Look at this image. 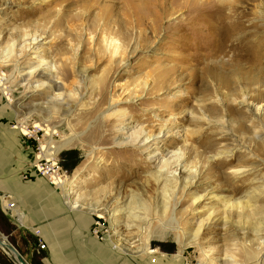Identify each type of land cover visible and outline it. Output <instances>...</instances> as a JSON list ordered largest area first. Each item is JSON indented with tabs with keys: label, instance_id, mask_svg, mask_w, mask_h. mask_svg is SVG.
<instances>
[{
	"label": "rangeland",
	"instance_id": "374dc122",
	"mask_svg": "<svg viewBox=\"0 0 264 264\" xmlns=\"http://www.w3.org/2000/svg\"><path fill=\"white\" fill-rule=\"evenodd\" d=\"M8 1L0 0V54L12 44V57L1 64L0 75L10 76L11 101H5L14 113L12 125L24 121L31 131L24 136L35 151L50 139L40 130L46 125L57 144L74 138L54 159L64 174L61 181L77 191L73 198L80 195L83 204L98 208L91 213V235L137 263L244 264L256 254L264 261V249L249 245L254 230L264 237V159L254 156L264 141V114L239 103L264 94V0L239 2L250 13L246 40L261 53L253 61H235L230 53L206 57L214 41L195 23L179 29L193 15L188 10L195 0H130V12L123 10L125 0ZM192 28L195 36L189 37ZM109 31L131 50L137 46L123 64L105 40ZM198 44L205 48L193 50ZM14 61L21 73L37 69L28 83L13 75ZM52 81L59 88L50 87ZM112 87L139 96L109 106ZM31 106L36 114L26 118ZM120 110L130 122L123 131L108 115ZM161 125L147 150L138 147L137 128L156 133ZM177 153L184 154L182 163L197 168L195 176L175 163L167 170L176 168V174L159 173L158 165ZM241 165L245 171L233 172ZM188 179L193 182L183 189ZM51 185L56 199L64 200V189ZM113 208L119 209L111 217L113 228L136 240L134 245L144 242L141 230L150 231L154 252L129 256L111 246L115 236L107 212ZM197 227V245L181 250L180 242L191 241ZM12 230L0 211V233L29 264H42L35 229L34 237L20 229L10 235ZM0 264H14L1 249Z\"/></svg>",
	"mask_w": 264,
	"mask_h": 264
},
{
	"label": "bare ground",
	"instance_id": "6f19581e",
	"mask_svg": "<svg viewBox=\"0 0 264 264\" xmlns=\"http://www.w3.org/2000/svg\"><path fill=\"white\" fill-rule=\"evenodd\" d=\"M42 1L45 2L46 0H42ZM156 1H158V0H156ZM195 1H196V3L191 4L190 8L188 10V12L193 13V15L188 17V19H190L189 21H187L186 23L180 24L179 29L180 30L186 29L187 28L186 25H188V27L191 29V25L195 23L197 25L198 29H202L204 31L205 37H209V38H211V40L214 41V46L209 48V49H206V52H207L206 57H209L212 59H215V58L217 59L221 55H228L230 53L232 58H234L235 61H242V60L253 61L254 59H256L257 55L261 54V53L259 54L260 51L254 50L250 46L248 41L246 40L247 39L246 33L250 27H246L245 22H246V18L248 17L247 15H249L250 13H249V11H247V9H246L247 7L245 5L243 7L244 9L240 7V5H239L240 0H217L216 2L214 0H195ZM7 2H9V1L6 0V3ZM244 2H246V1H244ZM149 3L152 4L153 3L152 0H150ZM123 4H124L123 10L130 12V8L132 6L131 5L132 3L130 2V0H125L123 2ZM153 12L155 13V10H153ZM127 15L128 14L126 12H124V16L126 18L128 17ZM215 15H218L217 19H215ZM247 20H248V18H247ZM197 28H192V31H190V33H189V37L195 36L194 31H196L195 29H197ZM191 32H193L192 34H194V35H192ZM112 35H113V33L111 31H109L108 36H110V38L105 37V40H107L108 46L111 49L112 53L117 54L119 56L118 62H120V64H123L127 61L128 53H130V54L133 53L136 50L137 46H135L131 50L129 48V42L128 41L124 42L119 37H112ZM31 37H32V41H33L36 39L37 36L34 34ZM30 42H29V44H30ZM204 48H205L204 45L198 44L197 47H195L193 50L199 51V50H203ZM127 50L130 52H128ZM11 53H12V44L5 46L3 49H1L0 66H2L3 64L6 65V64H8V62L11 61V57H12ZM185 59H186V56L184 55L182 58L179 59V61L181 63H183V61ZM14 63H15V65H14V69H13V73H14L13 75H15V73H17L15 77H19V78L23 77V79L25 81L23 83L24 84L28 83L29 79L31 78L32 75L34 76L37 69L28 70L25 73H21L20 69H18L17 61H14ZM45 73H43V74H45ZM13 75H11V77ZM6 76L7 75H5V74L0 75V95H1L0 97L4 100L6 98V101H11L10 94L7 93L8 92L7 90L9 88L7 83L10 80V76H8V77H6ZM30 87L31 86L28 85L27 88H30ZM50 87L59 88V85L57 86V82L52 81V83L50 84ZM34 88H36V87H34ZM159 89H161V85L158 86V90ZM3 95H4V98H3ZM73 95L74 94H69L67 96V98H69V96L72 97ZM138 96L139 95L134 94V91L125 93L124 90L116 91L114 89V87H112L111 88V94H110L109 106H113L120 101L132 100ZM64 98L67 99L66 97H63L62 99H64ZM263 98H264V94L262 91V92H258L257 96L250 94L245 99L239 100V103H241V104L246 103V106L253 108V113L255 115L261 114V111H262V114H264V99ZM49 103H54V100L50 101ZM16 104L17 103H15V105ZM6 105L10 106L9 103H7ZM34 106H36V105H34ZM34 106H31L30 109L28 108L29 111L26 113V114H28L26 118H29L33 114H36L35 113L36 107L34 108ZM17 108L20 111L22 110V107L19 105L17 106ZM38 109H42V106L40 105ZM15 112H17V110ZM108 115L115 116L117 118V122L115 124L118 126L117 127L118 131H123L125 126H127L130 123L129 121L127 122V120H128L127 115L128 114L125 110L114 111ZM48 119L49 118L44 119V121L48 122ZM18 122H19L18 124H20V125H18V126L15 125V126H13V128L19 129L20 133L23 135L29 134L30 131L28 132L26 130L25 125H24V121H18ZM35 126L41 127L39 124H36ZM45 127L40 128V130H44L45 133L47 135H49L50 139L47 140L48 141L47 144L41 145L42 154L36 155V157H37V159H40L41 157L48 158V159L53 161L55 154H57V152L61 148L70 145L72 140H74V138L63 137V139H61V141L57 144L56 141H54V139L51 137L52 134L50 133V129L47 128V125ZM162 127H164V125L159 126V129L156 133L154 131L150 132V130H146V128H144V127L137 128L135 131L136 132L135 133V139L139 138L138 142L142 143L138 147H140L143 151L147 150L150 147V144H151L150 141L152 139L154 140L155 138H157L156 134L160 133V131L162 130ZM120 142H125V140L124 141L120 140ZM153 143H157V142L154 141ZM259 147L260 148L258 149V153L254 154V156L259 157L260 159H264V141H262L259 144ZM183 155H184L183 153H177V154L170 156L168 159H165L163 162H161L158 165L159 173H161V171L165 170V171H167L166 172L167 177L170 176L171 174H176V172H175L177 170L176 168L173 170V173H172V170H167L169 165H171L172 163H175L176 166L182 165L183 169H186V172H193L194 173L193 175L195 176V174L197 173V168L193 165L187 166L186 162L182 163L183 162V160H182ZM246 167L247 166H245V165H241L239 167L235 166L233 168V172H238V171L242 172V170L245 171ZM154 176H155V179L158 181L159 175H154ZM166 181L170 182L171 180L166 179ZM192 182H193L192 179L186 180L184 182L183 189L188 184L190 185ZM53 184L59 185V187H62L64 189L63 190L64 202L70 210H75V211H82L83 210L88 214L96 213L98 211L97 207H90L86 204H83L82 203L83 201L80 200V198H79L80 195H77L75 198H73L74 195L77 194V191L73 187H69L68 184H66V180L61 181V176L60 177L54 176ZM193 200H195V199H193ZM136 203H138V202H136ZM242 207H245V205H242ZM118 210L119 209H117V208H113L112 211L109 210L107 212V218H108V222L111 226L110 227L111 232L115 236V239L113 240L114 242L111 246L113 248L120 249L121 251L123 250L125 253L129 254V256L130 255L131 256L138 255L139 253L145 254L144 252H147V253L154 252V249H151L148 246L149 239L151 237L150 231H148V230L142 231L141 230V232L145 233L144 234L145 235L144 236V242L141 241V242L137 243L136 245H134V242L136 240H131L129 238L121 236L119 234L118 230L113 228L112 225L115 224L116 219H111V217L116 215V212ZM129 214H128V216H129ZM179 229L181 231V232H179V234L182 236H185V233H186L185 230L183 228H180V227H179ZM199 231H200V227H197L196 230L194 231L193 235L191 236L192 237L191 241L180 242L181 250H183L184 248H186L187 246H189L191 244L197 245V235H198ZM254 233L257 235L256 239H255V241H253L249 245L251 247H254L253 245H255L254 249L255 250L257 249L258 251L264 249V237H263V235L258 236L259 234H258L257 230H254ZM182 240H184V239H182ZM135 246H137V247H135ZM257 256L258 255L256 254L255 258H253L252 260L249 259L244 264H264V261H262L260 259V257H257ZM228 257H229L230 261H234V259H233L234 256H232L231 254H228ZM234 264H238V263L234 262Z\"/></svg>",
	"mask_w": 264,
	"mask_h": 264
},
{
	"label": "crops",
	"instance_id": "0c3cea01",
	"mask_svg": "<svg viewBox=\"0 0 264 264\" xmlns=\"http://www.w3.org/2000/svg\"><path fill=\"white\" fill-rule=\"evenodd\" d=\"M6 104L0 97V211L13 225L10 235L20 229L34 237L38 229L45 245L42 264H151L97 241L90 232L92 215L56 199L53 185L32 171L35 144L13 128L14 113Z\"/></svg>",
	"mask_w": 264,
	"mask_h": 264
},
{
	"label": "built area",
	"instance_id": "2783aa9c",
	"mask_svg": "<svg viewBox=\"0 0 264 264\" xmlns=\"http://www.w3.org/2000/svg\"><path fill=\"white\" fill-rule=\"evenodd\" d=\"M41 154H42V149H41V145H40L39 151H36V155H41ZM53 160L55 162H53L52 160H50L48 158L41 157L40 159L36 160V162L32 168V171L35 174H38L37 172H39L40 176L44 177L51 184H53L54 176H56V177H60V176L63 177L64 176V174H60V172L58 171V164L56 163V159H53ZM8 207H10V206L7 205V208ZM34 234L37 237V244H38L39 248H41V249L44 248L45 245H44V242L42 241V239L39 235V230L35 229Z\"/></svg>",
	"mask_w": 264,
	"mask_h": 264
},
{
	"label": "water",
	"instance_id": "95a60500",
	"mask_svg": "<svg viewBox=\"0 0 264 264\" xmlns=\"http://www.w3.org/2000/svg\"><path fill=\"white\" fill-rule=\"evenodd\" d=\"M0 249L14 264H29L18 250L0 233Z\"/></svg>",
	"mask_w": 264,
	"mask_h": 264
},
{
	"label": "trees",
	"instance_id": "16d2710c",
	"mask_svg": "<svg viewBox=\"0 0 264 264\" xmlns=\"http://www.w3.org/2000/svg\"><path fill=\"white\" fill-rule=\"evenodd\" d=\"M3 214H4V212H3ZM21 254V253H20Z\"/></svg>",
	"mask_w": 264,
	"mask_h": 264
}]
</instances>
